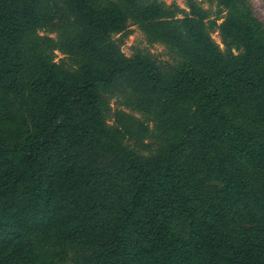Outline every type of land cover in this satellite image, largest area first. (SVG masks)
Wrapping results in <instances>:
<instances>
[{"label": "trees", "instance_id": "trees-1", "mask_svg": "<svg viewBox=\"0 0 264 264\" xmlns=\"http://www.w3.org/2000/svg\"><path fill=\"white\" fill-rule=\"evenodd\" d=\"M95 1L0 0V264H52L55 243L82 252L71 264H264V23L235 7L226 57L204 10L169 19L124 0L187 56L165 79L120 52L111 33L127 15ZM52 21L86 56L78 73L33 41ZM118 88L153 115L156 156L107 128L101 92Z\"/></svg>", "mask_w": 264, "mask_h": 264}, {"label": "rangeland", "instance_id": "rangeland-1", "mask_svg": "<svg viewBox=\"0 0 264 264\" xmlns=\"http://www.w3.org/2000/svg\"><path fill=\"white\" fill-rule=\"evenodd\" d=\"M138 6L157 4L169 19H182L192 15L193 7L206 12L205 22L212 25L209 29L214 41L220 46L224 55L229 56L230 52L238 54L235 45L225 43L221 38L220 25L230 14L234 13L235 7L241 11L250 10L253 15L264 23V0H230L225 3L222 0H136ZM117 4L127 15V22L123 29L111 33V39L116 44L120 52L132 58L140 55L150 61L165 79L174 78L178 68L186 61L187 56L179 48L160 40L147 31L145 24L134 13V7L124 0H97L94 5ZM61 23L55 21L45 26L37 28L33 41L39 42L42 52L47 54L49 61L58 70H66L78 73L81 63L86 56L78 53L65 51L60 41L62 38ZM148 27V26H147ZM54 38L58 45L48 46L43 39ZM103 114L107 128L118 131L119 137L125 147L131 150L140 158H150L156 156L164 140L159 136L155 128L156 121L153 115L133 107L129 100L128 89H112L101 92ZM147 127L146 134L142 131ZM52 247L60 249L62 256L52 264H71L77 257L82 255L76 247L65 243H55Z\"/></svg>", "mask_w": 264, "mask_h": 264}]
</instances>
